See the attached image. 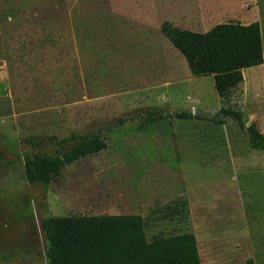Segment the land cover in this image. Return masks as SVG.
<instances>
[{"label":"rangeland","instance_id":"1","mask_svg":"<svg viewBox=\"0 0 264 264\" xmlns=\"http://www.w3.org/2000/svg\"><path fill=\"white\" fill-rule=\"evenodd\" d=\"M165 21H259L264 45V0H0V264H49V216L127 213L148 240L194 232L202 264H264V151L230 117L207 120L214 76L192 74ZM243 73L231 103L264 135V63ZM73 131L107 147L29 183L25 156ZM180 199L187 215L153 212Z\"/></svg>","mask_w":264,"mask_h":264},{"label":"trees","instance_id":"2","mask_svg":"<svg viewBox=\"0 0 264 264\" xmlns=\"http://www.w3.org/2000/svg\"><path fill=\"white\" fill-rule=\"evenodd\" d=\"M161 31L185 56L194 76H214L222 105L218 114L207 120L224 124L230 117L247 133L250 147L264 151V135L231 103L232 91L244 80L243 69L264 63L260 22H225L197 32L165 21ZM176 116L192 118V113L181 111ZM137 117L141 115L120 117L113 125H101L98 131L113 130ZM48 139L55 141V153L38 152L24 158L25 176L31 184L48 185L52 175L62 167L107 147L97 131L86 134L73 131L64 137ZM187 205V200L180 199L153 212L174 219L178 213H189ZM42 225L49 264H202L194 232L148 240L146 217L142 214L49 216ZM247 264L255 262L250 258Z\"/></svg>","mask_w":264,"mask_h":264},{"label":"crops","instance_id":"3","mask_svg":"<svg viewBox=\"0 0 264 264\" xmlns=\"http://www.w3.org/2000/svg\"><path fill=\"white\" fill-rule=\"evenodd\" d=\"M171 23H173V22H171ZM174 24V23H173ZM175 25V24H174ZM177 27H179V28H181L180 26H177ZM185 29V28H184ZM190 30V29H189ZM192 31H194V30H192ZM163 33V32H162ZM170 40V39H169ZM199 245V244H198ZM199 247V246H198ZM199 253H201L200 252V249H199Z\"/></svg>","mask_w":264,"mask_h":264},{"label":"water","instance_id":"4","mask_svg":"<svg viewBox=\"0 0 264 264\" xmlns=\"http://www.w3.org/2000/svg\"><path fill=\"white\" fill-rule=\"evenodd\" d=\"M197 112V111H196Z\"/></svg>","mask_w":264,"mask_h":264}]
</instances>
